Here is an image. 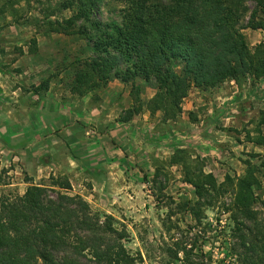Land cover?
Wrapping results in <instances>:
<instances>
[{"label": "rangeland", "instance_id": "374dc122", "mask_svg": "<svg viewBox=\"0 0 264 264\" xmlns=\"http://www.w3.org/2000/svg\"><path fill=\"white\" fill-rule=\"evenodd\" d=\"M63 1L0 0V194L21 197L30 186H51V176L67 178L72 194L127 231L125 245L139 264H245L241 240L255 224L238 228L227 209L240 180L252 174L253 210L264 231V78L192 88L176 119L151 111L158 89L141 78L140 92L114 78L79 96L75 78L93 43L84 34L51 31L49 22L73 15L61 10ZM255 7L246 3L243 27ZM124 8L102 0L98 19L120 23ZM242 33L253 53L264 43V30ZM133 107L141 112L129 118ZM187 166L213 174L225 196L212 206L199 201L185 180ZM188 201L200 202L201 225L184 220Z\"/></svg>", "mask_w": 264, "mask_h": 264}, {"label": "trees", "instance_id": "16d2710c", "mask_svg": "<svg viewBox=\"0 0 264 264\" xmlns=\"http://www.w3.org/2000/svg\"><path fill=\"white\" fill-rule=\"evenodd\" d=\"M114 1L125 5L120 23L103 24L98 19L102 0H65L59 7L71 11L72 17L48 24L52 32L84 34L93 43V56L82 62L75 78V94L104 89L114 78L132 82L133 90L140 92L136 79L141 78L158 89L150 102L151 111L162 110L167 119H176L192 88H217L229 80L240 84L248 76L263 80L264 43L253 53L242 30H264V0ZM250 1L256 7L243 27L242 15ZM78 23L82 26L73 30ZM140 112L141 107L127 111L129 118ZM260 124L264 125V116ZM191 169L185 167V180L199 201L212 206L225 196V185L213 174H195ZM252 178L249 174L240 180L227 210L233 212L238 228L247 222L255 224L249 228L250 235L242 237L246 251L240 258L245 264H264V231L253 210ZM51 180V186H30L21 197L0 194V264L142 262L127 249L125 241L130 236L115 226L114 218L93 212L81 195L72 194L67 178L51 176ZM197 204L188 201L182 206L184 220L189 217L201 225L204 210Z\"/></svg>", "mask_w": 264, "mask_h": 264}, {"label": "crops", "instance_id": "0c3cea01", "mask_svg": "<svg viewBox=\"0 0 264 264\" xmlns=\"http://www.w3.org/2000/svg\"><path fill=\"white\" fill-rule=\"evenodd\" d=\"M231 84H232V82H231ZM235 89L237 90L236 86H233L232 89H231V96H233V95L235 96V94H234V91H236ZM237 91H238V90H237ZM234 96L231 97V99H234V98H235ZM236 97H237V96H236ZM235 100H236V99H235ZM188 101L190 102L191 99H188ZM231 101H233V100H231ZM191 106H193V105H189V107H191ZM184 117H185V114H184ZM72 186H73V185H72Z\"/></svg>", "mask_w": 264, "mask_h": 264}]
</instances>
